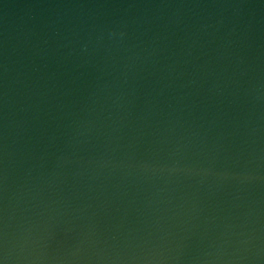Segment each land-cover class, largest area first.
Masks as SVG:
<instances>
[{"label": "water", "instance_id": "obj_1", "mask_svg": "<svg viewBox=\"0 0 264 264\" xmlns=\"http://www.w3.org/2000/svg\"><path fill=\"white\" fill-rule=\"evenodd\" d=\"M0 264H264V0H0Z\"/></svg>", "mask_w": 264, "mask_h": 264}]
</instances>
